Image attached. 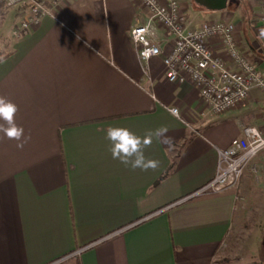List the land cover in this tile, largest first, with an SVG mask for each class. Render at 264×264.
Returning a JSON list of instances; mask_svg holds the SVG:
<instances>
[{
  "label": "crops",
  "instance_id": "crops-1",
  "mask_svg": "<svg viewBox=\"0 0 264 264\" xmlns=\"http://www.w3.org/2000/svg\"><path fill=\"white\" fill-rule=\"evenodd\" d=\"M35 1L46 12L26 32L17 28L27 4L0 14V96L18 105L16 124L30 137L20 148L0 132V264L69 254L59 264H217L241 213L264 206V155L237 190L163 209L214 177L218 150L244 126L261 127L262 92L214 113L195 85L166 79L162 28V55L141 62L130 31L149 12L138 0ZM179 2L191 28L232 24L242 54L264 74V0ZM208 44L228 64L220 41ZM109 126L138 135L163 126L173 142L145 150L160 161L156 170H132L112 159Z\"/></svg>",
  "mask_w": 264,
  "mask_h": 264
},
{
  "label": "built area",
  "instance_id": "built-area-1",
  "mask_svg": "<svg viewBox=\"0 0 264 264\" xmlns=\"http://www.w3.org/2000/svg\"><path fill=\"white\" fill-rule=\"evenodd\" d=\"M61 1L52 0L51 3L55 7ZM138 1L149 12L148 21L135 25L130 31L141 62L146 63L162 55L158 43V32L162 28L170 38L168 52L162 56L166 79L172 83L190 82L195 85L202 100L214 113L235 109L254 88H258L264 97V74L257 63L242 54L232 24L212 22L191 28L179 0ZM23 4L28 5L29 14L18 25L17 31L26 32L46 12L41 3L35 0H0V14L5 9ZM211 38L222 44L228 64L212 53L208 44ZM169 111L179 117L177 108ZM260 123L261 127L244 126L241 137L234 138L227 148L218 150L216 173L212 179L163 210L200 195L237 190L251 160L259 154L264 155V105L260 111ZM74 255L69 254L49 264H59Z\"/></svg>",
  "mask_w": 264,
  "mask_h": 264
},
{
  "label": "clouds",
  "instance_id": "clouds-1",
  "mask_svg": "<svg viewBox=\"0 0 264 264\" xmlns=\"http://www.w3.org/2000/svg\"><path fill=\"white\" fill-rule=\"evenodd\" d=\"M18 111L19 107L15 102L0 96V132L7 139L18 141L17 147L22 148L30 137H25L23 127L16 124ZM167 133V127L163 126L148 130L144 135H138L127 127L109 126L105 138L109 141L112 159L132 170L154 171L160 166V161L146 156L145 150L152 146L154 140L171 146L173 141Z\"/></svg>",
  "mask_w": 264,
  "mask_h": 264
},
{
  "label": "rangeland",
  "instance_id": "rangeland-1",
  "mask_svg": "<svg viewBox=\"0 0 264 264\" xmlns=\"http://www.w3.org/2000/svg\"><path fill=\"white\" fill-rule=\"evenodd\" d=\"M218 253L217 264H264V206L241 213Z\"/></svg>",
  "mask_w": 264,
  "mask_h": 264
}]
</instances>
